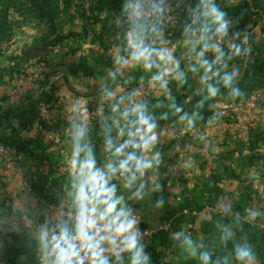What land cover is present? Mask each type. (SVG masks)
Wrapping results in <instances>:
<instances>
[{
    "label": "crops",
    "instance_id": "obj_1",
    "mask_svg": "<svg viewBox=\"0 0 264 264\" xmlns=\"http://www.w3.org/2000/svg\"><path fill=\"white\" fill-rule=\"evenodd\" d=\"M229 44L226 41L221 43L226 57L231 55ZM92 47L89 44L59 43L53 49L49 72L38 80L18 83L15 92L11 89L17 76L11 75L10 70L28 68L30 72L31 62H9L7 58L4 63L0 62V68L7 72L5 75L0 70V147L13 154L19 166L14 168L3 163L0 154V208L7 207L9 213L15 210L17 218L23 220L24 236L31 237L30 224L42 223L45 210H52L50 205L65 206L68 203V170L35 127L42 105L49 106L43 127L61 136L70 152L68 109L77 100L86 103L90 124L95 125L90 133L91 139L98 162L102 163L104 144L103 137L97 135L100 131L97 108L103 107L105 116L111 114L109 104L101 99L102 92L115 91L121 96L139 89L156 117L168 112L167 120H158L160 142L157 148L162 163L154 173L148 174L162 185V191L153 192L140 201L128 199L131 192L122 193L133 214L140 217L138 227L151 231L140 241L145 246L144 254L150 256L145 264H201L199 257L204 251H208L210 258L219 264H224L225 258L227 264H244L235 259L237 244L251 250L254 256L251 264H264V178L255 171L259 167L256 162L250 163L264 153L251 135L257 128L264 129V107L256 110L248 120L234 116L228 109L254 90L264 89V55L252 61L242 52L241 56L228 60L229 74L233 69L237 72L232 87L241 95L233 99L229 95L231 89L221 87L214 100H207L202 109H195L197 119L192 129L197 132L187 138L179 135L181 130L187 129L186 123H179L166 106L152 107L157 99L165 105L168 102L162 96L157 97L156 89L149 88L150 73L140 68H125L123 75L116 74L113 80L109 76V72H115L113 60L110 57L97 58ZM170 48H174L176 58L181 61L180 68L185 70L189 62V46L182 41ZM190 55L194 56V53ZM206 55L211 59V53ZM130 77L135 79L125 85L124 81ZM141 77L143 84L140 83ZM170 87L177 103L183 104L189 115L196 102L205 95L198 77L191 74L183 88L178 89L174 81H170ZM197 89H201L200 95L196 94ZM189 98L191 102L184 103ZM216 108L226 109L225 114H218ZM187 144L193 147L187 149ZM23 177L31 184L30 194L22 191ZM160 197L164 203L157 208ZM254 197L259 201L254 203ZM222 200L229 201L227 213L217 211ZM182 229L185 236L190 234L197 246L195 257L182 246V238H174ZM226 232L232 236L225 243L221 236ZM19 239L15 233L5 235L0 231V264L37 263L35 247L23 249L18 246ZM22 252H27V261L18 259ZM223 253L225 257L221 261ZM124 260L127 264L129 255Z\"/></svg>",
    "mask_w": 264,
    "mask_h": 264
},
{
    "label": "clouds",
    "instance_id": "obj_2",
    "mask_svg": "<svg viewBox=\"0 0 264 264\" xmlns=\"http://www.w3.org/2000/svg\"><path fill=\"white\" fill-rule=\"evenodd\" d=\"M168 10L166 0H124L120 5L122 25L126 26L124 54L121 49L116 51L115 72H109V76L115 80V75H123L125 68H140L150 73L149 88L156 89L157 97L162 96L168 102L165 105L157 99L152 107L166 106L179 123H186L187 129H192L197 119L195 109H202L205 101L214 100L221 87L231 89L229 95L233 99L241 95L232 87L237 72L233 69L229 74L228 60L241 56L242 48L230 42L231 55L225 56L221 43L229 36L231 22L224 19L225 14L216 0H197L188 8V22L181 33L189 46V62L185 70H181L174 48H169L163 38L162 24ZM239 35V32L234 33L233 40ZM208 53L212 54L211 59ZM189 74L198 77L205 93L191 115L183 104L177 103L170 87V81H174L178 89L183 88ZM134 79L130 77L124 84H131ZM140 83L143 84L142 77ZM196 94L200 95L201 89H197ZM101 99L109 104L111 113L105 116L103 107H98L96 112L100 117L97 135L103 137L104 144L102 163L98 162L91 139L95 125L90 124L86 103L77 100L68 109L71 125L67 129L70 137L66 160L68 211L50 205L52 210H45L43 222L32 229L31 237H25L23 220L17 218L16 211L9 213L7 207L0 208V231L5 235L15 233L20 238L18 246L23 249L34 246L42 264H110V261L125 264V253L129 255L127 264H145L150 259L140 242L138 221L122 193L131 192L128 199L140 201L153 192L162 191V185L148 174L154 173L162 163L157 148L160 142L158 120H167L168 112L156 117L139 89L121 96L104 90ZM190 102L191 98L184 103ZM163 203L160 197L156 207ZM231 236L232 233L226 232L221 240L226 243ZM174 238H182L185 250L190 256H196L197 246L190 234L185 236L182 229ZM18 259L27 261L29 256L22 252ZM199 259L201 264H219L210 258L208 251L202 252ZM235 259L251 264L254 256L247 246L237 244ZM224 264H227L226 258Z\"/></svg>",
    "mask_w": 264,
    "mask_h": 264
},
{
    "label": "rangeland",
    "instance_id": "obj_3",
    "mask_svg": "<svg viewBox=\"0 0 264 264\" xmlns=\"http://www.w3.org/2000/svg\"><path fill=\"white\" fill-rule=\"evenodd\" d=\"M123 2L124 0H0V62L4 63L5 58L9 62H31L30 72L28 68L10 70L11 75L17 76L12 82L11 91H16L18 83L32 82L45 76L49 72L53 49L61 42L92 45L91 51L99 59L110 57L113 60L118 49L123 54L126 31L120 12ZM243 2L251 5L249 0H216L219 7L223 3L235 5ZM166 4L169 10L165 14L162 27L163 38L170 48L171 45L185 41L181 33L183 25L188 22L190 5H181L176 0H166ZM252 12L254 16L245 32L234 40L229 35L224 41L240 45L242 52L252 61H256L264 55V16L255 9ZM156 46H159V42ZM26 52H32L33 55L26 56ZM41 65L46 70L37 79L29 80ZM1 72L7 74L6 69ZM22 78L24 80L20 81ZM262 90L264 92L263 88ZM262 107L264 102L260 108ZM263 133L264 129L257 128L251 135L255 143L260 144L264 150ZM260 154L262 155L258 158H264V153ZM1 158L5 163L3 156ZM258 158L250 163L256 162L259 167L255 171H259L258 175L264 178V159ZM262 184L264 191V182ZM258 201L259 198L254 197L253 202ZM224 257L223 253L221 261Z\"/></svg>",
    "mask_w": 264,
    "mask_h": 264
},
{
    "label": "built area",
    "instance_id": "obj_4",
    "mask_svg": "<svg viewBox=\"0 0 264 264\" xmlns=\"http://www.w3.org/2000/svg\"><path fill=\"white\" fill-rule=\"evenodd\" d=\"M45 70H46L45 66H43V65L39 66L37 73L33 74L29 78V80L37 79L39 74L41 72H44ZM23 80H24V78L20 79V81H23ZM263 102H264V92L262 89H257V90H254L244 100L237 101L234 104H231V106L228 109H230L231 112H233L234 116H237L241 119L248 120L254 116L255 111L260 108V106L263 104ZM48 109H49V106L47 104H44L40 107L39 113H38V118L35 122V127L37 128V131L39 132L40 137L43 138L53 148V150H55L56 154L60 158L61 165L65 169L68 170L66 160H67V157H68L70 152L65 147L64 142H63V138L56 133H52V132L46 130L43 127V122L48 116ZM225 110L226 109H224V108H216V112L218 114H222V115L225 114ZM196 132H197L196 129H184V130L180 131L179 135L181 137L189 138L190 136H194L196 134ZM186 147L188 149V148H192L193 146L191 144H187ZM0 154H1V156H3V160L6 164L13 166L14 168L19 167L16 157L13 154H11L10 152L6 151V149L4 147L0 148ZM21 185L23 188L22 191L25 194H30L31 184L25 177L22 178ZM67 205H68V203L65 206H56V208L63 207L64 211H68ZM207 209H209V208H207ZM217 211L219 213H226L227 211H229V201L228 200L222 201L218 205ZM133 215L136 217L138 224H139L140 217L136 214H133ZM27 225L29 226V223H27ZM36 225H38V224L37 223L30 224L32 229ZM139 230H140V241L145 236H147L151 233L150 230H146V229L141 230L140 228H139ZM127 255L128 254L125 253L124 257ZM36 264H42V261L37 258Z\"/></svg>",
    "mask_w": 264,
    "mask_h": 264
},
{
    "label": "trees",
    "instance_id": "obj_5",
    "mask_svg": "<svg viewBox=\"0 0 264 264\" xmlns=\"http://www.w3.org/2000/svg\"><path fill=\"white\" fill-rule=\"evenodd\" d=\"M181 5H195L197 0H176ZM241 4L231 5L223 3L219 9L225 14L224 19L231 22L229 35L233 37V34L239 32L240 35L245 32L248 25L251 23L254 16L252 9H255L257 13H261L264 16V0H249ZM264 134V133H263ZM264 146V144H263ZM264 159V158H258Z\"/></svg>",
    "mask_w": 264,
    "mask_h": 264
},
{
    "label": "water",
    "instance_id": "obj_6",
    "mask_svg": "<svg viewBox=\"0 0 264 264\" xmlns=\"http://www.w3.org/2000/svg\"><path fill=\"white\" fill-rule=\"evenodd\" d=\"M31 53H32V52H30V53H29V52H26L25 55H26V56H32L33 54H31Z\"/></svg>",
    "mask_w": 264,
    "mask_h": 264
}]
</instances>
